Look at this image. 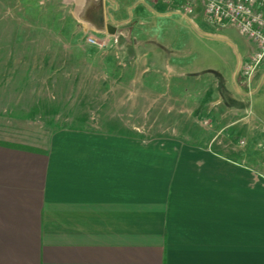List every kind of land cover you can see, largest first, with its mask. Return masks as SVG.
<instances>
[{
	"label": "crops",
	"instance_id": "obj_1",
	"mask_svg": "<svg viewBox=\"0 0 264 264\" xmlns=\"http://www.w3.org/2000/svg\"><path fill=\"white\" fill-rule=\"evenodd\" d=\"M62 1L107 48L100 63L84 57L91 77L107 79L100 91L137 94L102 107L233 111L264 135V66L243 74L256 45L210 22L201 0ZM114 115L99 129L0 117V264H264V164L253 145L242 154L220 131L147 136L110 127L123 121Z\"/></svg>",
	"mask_w": 264,
	"mask_h": 264
},
{
	"label": "rangeland",
	"instance_id": "obj_2",
	"mask_svg": "<svg viewBox=\"0 0 264 264\" xmlns=\"http://www.w3.org/2000/svg\"><path fill=\"white\" fill-rule=\"evenodd\" d=\"M63 5L62 0H0V117L25 121L37 115L40 120L72 126L90 119L98 123L99 129L105 127L107 117L116 114L123 121L113 119L110 127L135 128L147 136L220 131L223 144L242 154L253 145L258 160L264 164V135L254 138L249 125L235 124L233 111L198 109L191 115L189 111L175 110L166 115L155 108L118 111L102 107L112 100L137 99V94L100 91L107 79L100 78L101 73L91 77L89 71L95 69V64L84 57L98 56L100 63L107 48L78 45L74 39L83 35L87 40L92 35L78 29ZM97 88L99 91H95ZM153 96L147 94V98ZM120 112L123 115H118Z\"/></svg>",
	"mask_w": 264,
	"mask_h": 264
},
{
	"label": "built area",
	"instance_id": "obj_3",
	"mask_svg": "<svg viewBox=\"0 0 264 264\" xmlns=\"http://www.w3.org/2000/svg\"><path fill=\"white\" fill-rule=\"evenodd\" d=\"M207 19L216 24H233L247 38L252 40L256 49L243 66L247 79L264 66V0H201ZM186 12H193L190 3L183 4ZM90 44L103 47L104 43L95 37H88Z\"/></svg>",
	"mask_w": 264,
	"mask_h": 264
}]
</instances>
